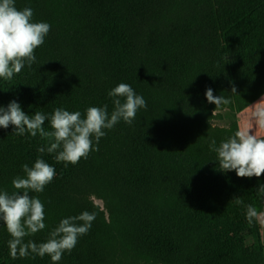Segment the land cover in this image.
I'll use <instances>...</instances> for the list:
<instances>
[{"label":"trees","instance_id":"1","mask_svg":"<svg viewBox=\"0 0 264 264\" xmlns=\"http://www.w3.org/2000/svg\"><path fill=\"white\" fill-rule=\"evenodd\" d=\"M15 7L32 8L33 22L51 29L31 67L0 78V106L15 100L30 116L56 108L83 116L104 105L111 113L108 92L120 83L147 104L67 167L38 152L48 145L39 134L0 128V190L11 192L22 166L37 158L56 172L42 193H31L44 204L46 228L26 240L46 242L62 219L88 211L90 230L55 264H264L262 223L246 218L248 205L264 213V174L221 172L209 147L239 131L238 114L264 96V0H15ZM208 88L230 103L215 109ZM43 127L51 131L48 120ZM10 239L0 221V264H54L48 255L11 258Z\"/></svg>","mask_w":264,"mask_h":264},{"label":"clouds","instance_id":"2","mask_svg":"<svg viewBox=\"0 0 264 264\" xmlns=\"http://www.w3.org/2000/svg\"><path fill=\"white\" fill-rule=\"evenodd\" d=\"M33 15L30 7L18 10L15 0H0V78L11 80L25 64L31 67L36 61L34 50L43 45L51 26L46 22H33ZM232 91H236L234 87ZM205 95L209 103L215 104V109L230 103L225 96H214L211 88L206 90ZM108 96L114 105L111 113L104 105L88 107L83 116L80 111L69 112L63 108H56L50 115L35 112L30 116L17 101L12 100L6 108L0 106V128L7 129L12 125L13 134L18 136L28 133L36 137L39 134L48 141L46 147L38 148L39 153H55L56 162H64L65 167L76 165L82 157L87 159L91 151H98L93 142L98 146L100 139L106 135L105 129H112L120 121L131 125L138 110L147 106L145 99L126 83L115 86ZM253 116L258 127L264 129V107L256 108ZM46 120L51 131L43 127ZM209 147L216 153L215 161L221 172L234 170L238 177L248 178L264 174V139L256 135L237 131L218 147L212 140ZM22 168L24 175L16 176L11 182L13 190H0V221L11 236L8 241L9 255L13 259L48 255L55 264L65 252L72 251L80 236L88 233L95 213L84 211L78 216L62 219L49 232L46 242L37 244L26 240V237L46 228L44 204L31 193H42L56 172L41 158H37L32 167L24 164ZM258 192L264 194V184L258 187ZM236 203L242 201L237 199ZM260 216L264 213H258L252 205L247 206L249 223Z\"/></svg>","mask_w":264,"mask_h":264},{"label":"rangeland","instance_id":"3","mask_svg":"<svg viewBox=\"0 0 264 264\" xmlns=\"http://www.w3.org/2000/svg\"><path fill=\"white\" fill-rule=\"evenodd\" d=\"M259 106H261L259 101H256L252 105L245 108L240 113V115L238 114L236 121L239 120L238 121L239 131H247L249 133L251 132L250 134L253 133V135H256L258 138L264 136V133H262L263 129H261L259 127L257 128V126H255L256 121H255V118L253 116L255 109L258 108ZM222 114H225V113H222ZM226 124H227V120H214L213 121V125H215V126H221L222 127V126H225ZM95 202L97 204H99L98 201L95 200ZM258 220L262 223L261 238H262V241L264 243V216H260V218Z\"/></svg>","mask_w":264,"mask_h":264},{"label":"crops","instance_id":"4","mask_svg":"<svg viewBox=\"0 0 264 264\" xmlns=\"http://www.w3.org/2000/svg\"><path fill=\"white\" fill-rule=\"evenodd\" d=\"M259 103H260V105L261 106H259V107H264V96L262 97V98H260L259 100ZM240 115V114H239ZM238 121L239 120H237V125H238ZM255 126H257V128H258V125L257 124H255ZM253 129V128H252ZM251 133V132H250ZM262 133H264V129H263V131H262ZM253 134V133H252ZM260 236H261V233H260ZM261 241H262V238H261ZM262 243H263V241H262ZM264 244V243H263Z\"/></svg>","mask_w":264,"mask_h":264}]
</instances>
